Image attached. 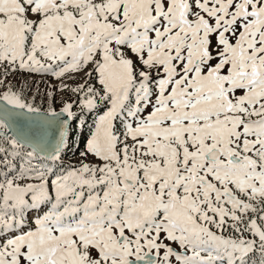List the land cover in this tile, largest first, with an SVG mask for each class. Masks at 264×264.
I'll list each match as a JSON object with an SVG mask.
<instances>
[{"label":"snow or ice","instance_id":"snow-or-ice-1","mask_svg":"<svg viewBox=\"0 0 264 264\" xmlns=\"http://www.w3.org/2000/svg\"><path fill=\"white\" fill-rule=\"evenodd\" d=\"M0 264H264V0H0Z\"/></svg>","mask_w":264,"mask_h":264}]
</instances>
